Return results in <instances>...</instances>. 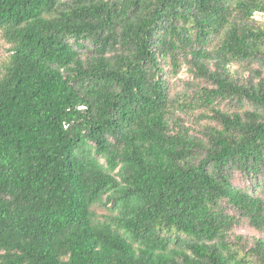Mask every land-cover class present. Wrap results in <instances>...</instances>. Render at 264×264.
<instances>
[{"label":"trees","instance_id":"1","mask_svg":"<svg viewBox=\"0 0 264 264\" xmlns=\"http://www.w3.org/2000/svg\"><path fill=\"white\" fill-rule=\"evenodd\" d=\"M0 35V264H264V0H0Z\"/></svg>","mask_w":264,"mask_h":264},{"label":"rangeland","instance_id":"2","mask_svg":"<svg viewBox=\"0 0 264 264\" xmlns=\"http://www.w3.org/2000/svg\"><path fill=\"white\" fill-rule=\"evenodd\" d=\"M8 46L9 44L5 42V40L1 37L0 35V74L2 72V65L3 63L7 60L8 57ZM186 74L183 73L181 74V76H185ZM240 178L238 177V180ZM236 232L241 233L243 235L249 236V240H251V236H252V232L249 231L247 228H245L244 226H241L239 228H236Z\"/></svg>","mask_w":264,"mask_h":264}]
</instances>
